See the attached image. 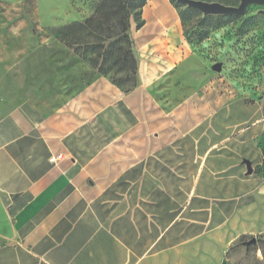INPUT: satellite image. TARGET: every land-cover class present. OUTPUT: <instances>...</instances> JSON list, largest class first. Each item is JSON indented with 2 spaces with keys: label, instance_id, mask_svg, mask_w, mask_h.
<instances>
[{
  "label": "crops",
  "instance_id": "1",
  "mask_svg": "<svg viewBox=\"0 0 264 264\" xmlns=\"http://www.w3.org/2000/svg\"><path fill=\"white\" fill-rule=\"evenodd\" d=\"M142 20L138 85L97 76L55 107L19 100L34 61L0 43V264H225L246 233L260 120L236 122L172 0Z\"/></svg>",
  "mask_w": 264,
  "mask_h": 264
},
{
  "label": "rangeland",
  "instance_id": "2",
  "mask_svg": "<svg viewBox=\"0 0 264 264\" xmlns=\"http://www.w3.org/2000/svg\"><path fill=\"white\" fill-rule=\"evenodd\" d=\"M99 1L0 0V43L18 49L25 62L34 61V68L28 70L29 77L19 83V100L30 97L40 105L55 107L106 70L109 78L122 82L126 89L137 83L136 76L120 71L114 61L104 57V50L98 46L103 44L106 48L109 43L106 37L83 36L84 44L75 47L79 52L61 40L60 30L92 17ZM222 3L238 6L240 2ZM262 10V6L251 5L241 16H224L223 24L201 43L195 36L201 27L189 31L186 37L210 65L212 81L224 89L227 106L236 109V122L250 130L255 120H260L261 145L264 144V16L259 13ZM109 27H104V36L111 32ZM127 34L133 41L131 26ZM119 41L120 46L127 47L124 38ZM133 50L136 52L135 46ZM219 63L221 69L214 70ZM255 202L251 195L242 199L246 233L229 247L225 264H264V199Z\"/></svg>",
  "mask_w": 264,
  "mask_h": 264
},
{
  "label": "trees",
  "instance_id": "3",
  "mask_svg": "<svg viewBox=\"0 0 264 264\" xmlns=\"http://www.w3.org/2000/svg\"><path fill=\"white\" fill-rule=\"evenodd\" d=\"M206 2H234V0H201ZM148 0H100L97 6L95 14L85 20L84 22H75L65 26L60 30L62 35L61 40L69 47L74 48L76 52H79V48L76 46H82L83 36H89L97 38L106 37V41H109L108 45L104 49L103 44L98 48L104 50V57L108 60L114 61V65L118 66L120 71H125L137 77V83L132 88H124L122 82L116 81L112 77H108L109 71L106 70L101 76L109 78L113 84L119 88L129 91L138 85V57L133 50L134 42L128 38V31L131 23L135 22L138 28L143 26L142 9L146 5ZM172 3L179 12L182 22L184 36L187 37V33L194 28L201 27V32L195 33V36L199 43L203 42L210 34L212 30L223 24L222 20L224 16H202L197 10L191 9L187 6L178 4L172 0ZM224 4V3H222ZM226 5V4H225ZM230 6V5H228ZM196 21H199L197 24ZM110 26V33L107 36L103 35L104 27ZM189 27V28H188ZM117 30L113 33L112 30ZM125 39L127 47L120 46L119 38ZM187 40V38H186ZM101 41V40H100ZM102 43V41H101ZM118 53V54H117ZM263 161L260 166L257 167L255 173L264 177V144H262Z\"/></svg>",
  "mask_w": 264,
  "mask_h": 264
},
{
  "label": "water",
  "instance_id": "4",
  "mask_svg": "<svg viewBox=\"0 0 264 264\" xmlns=\"http://www.w3.org/2000/svg\"><path fill=\"white\" fill-rule=\"evenodd\" d=\"M178 4L197 10L203 16H241L246 13L251 5L264 7V0H238V6H228L219 2H206L201 0H175ZM264 16V10L259 12ZM221 64H216L214 70H220ZM248 172L252 174L251 165L248 164ZM254 242V241H253Z\"/></svg>",
  "mask_w": 264,
  "mask_h": 264
},
{
  "label": "built area",
  "instance_id": "5",
  "mask_svg": "<svg viewBox=\"0 0 264 264\" xmlns=\"http://www.w3.org/2000/svg\"><path fill=\"white\" fill-rule=\"evenodd\" d=\"M57 159H60V158H57ZM52 161H53V162H56V159H53Z\"/></svg>",
  "mask_w": 264,
  "mask_h": 264
}]
</instances>
